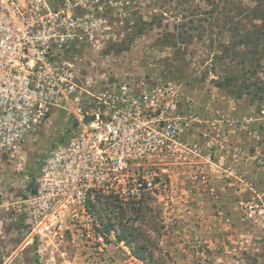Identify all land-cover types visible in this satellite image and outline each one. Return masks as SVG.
I'll use <instances>...</instances> for the list:
<instances>
[{
    "label": "rangeland",
    "instance_id": "1",
    "mask_svg": "<svg viewBox=\"0 0 264 264\" xmlns=\"http://www.w3.org/2000/svg\"><path fill=\"white\" fill-rule=\"evenodd\" d=\"M101 4L98 46L76 53L79 74L176 84L183 106L201 120L185 135L201 153L169 165L167 186L139 202L94 190L75 218L64 210L30 223V168L77 132L70 131L73 115L55 110L19 155L0 156V264H264V99L216 86L242 71L245 54L252 57L231 47L230 29L259 23L256 0Z\"/></svg>",
    "mask_w": 264,
    "mask_h": 264
},
{
    "label": "built area",
    "instance_id": "2",
    "mask_svg": "<svg viewBox=\"0 0 264 264\" xmlns=\"http://www.w3.org/2000/svg\"><path fill=\"white\" fill-rule=\"evenodd\" d=\"M102 8L101 0H0V156L19 155L55 110L70 112L77 130L30 168V223L64 210L75 218L94 190L139 202L167 186L169 165L201 153L185 138L201 120L176 84L79 74L75 55L98 46Z\"/></svg>",
    "mask_w": 264,
    "mask_h": 264
},
{
    "label": "trees",
    "instance_id": "3",
    "mask_svg": "<svg viewBox=\"0 0 264 264\" xmlns=\"http://www.w3.org/2000/svg\"><path fill=\"white\" fill-rule=\"evenodd\" d=\"M253 17L259 20V23H255L249 27L241 26L240 21V25L237 23L233 29H230L233 33V40L230 43L232 48L239 46L246 47L247 53L252 54L254 59L245 54L240 61L243 64L241 67L242 71L240 73L227 74L216 81V86L232 94H236L238 97L244 94H251L255 100H263L264 78L260 76V68H262V56L260 55L264 53V0H256V5L253 8ZM248 62L250 63L249 65H247ZM242 74L245 76L241 78ZM109 195L115 197V201L120 199L116 195ZM87 203L90 206L91 202L88 201ZM110 204L116 207V203Z\"/></svg>",
    "mask_w": 264,
    "mask_h": 264
}]
</instances>
